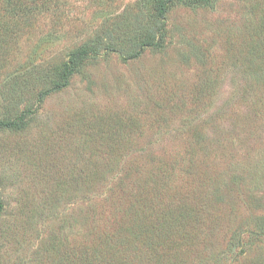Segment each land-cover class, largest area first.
<instances>
[{"label":"rangeland","instance_id":"1","mask_svg":"<svg viewBox=\"0 0 264 264\" xmlns=\"http://www.w3.org/2000/svg\"><path fill=\"white\" fill-rule=\"evenodd\" d=\"M60 1L61 22L34 19L0 72V118L9 101L2 85L19 74L28 79L15 102L19 112H31L25 129L0 130V264H80L89 230L81 218L101 203L81 202L77 181L106 178L98 191L106 196L130 161L134 170L140 162L147 171L163 165L166 191L197 192L220 207L222 224L207 240L211 254L227 247L232 228L255 229L264 215V64L248 49L264 19V0L176 4L162 49L130 58L119 46L104 49L69 87L41 100L40 92L52 88L46 74L64 68L73 50L107 26L124 33L123 13L133 9L135 18L139 8L138 0ZM153 17L147 6L145 26L152 27ZM114 147L120 148L115 161L108 155ZM111 162L118 164L113 172H82ZM136 177L118 190L130 191ZM248 239L223 264H264V239ZM196 253L160 264H214L211 254Z\"/></svg>","mask_w":264,"mask_h":264},{"label":"trees","instance_id":"2","mask_svg":"<svg viewBox=\"0 0 264 264\" xmlns=\"http://www.w3.org/2000/svg\"><path fill=\"white\" fill-rule=\"evenodd\" d=\"M1 1L3 10L0 7V72H4V61L8 58L10 49L18 47L22 38L33 31L31 22L47 16L57 20L55 25H58L65 16V10L60 0ZM211 2L212 0H138L136 4L139 8L137 6L138 13L135 18L132 16L133 9L123 13L127 26L120 31L124 33H113L107 26L94 41H86L73 50L64 68L46 74L45 79L52 88L40 92L41 100L69 87L72 77L82 73L89 62L104 49L118 51L121 48L119 52L125 50L124 53H127L129 58L139 56L146 48L162 49L168 35L167 15L176 4L194 7ZM147 6L154 8L151 28L144 23V9ZM248 50L254 60L264 64V19L256 31L255 40L252 37ZM258 67L260 64L256 67L257 71ZM21 75L13 79L8 78L9 81L2 85L1 91L9 101L0 118V130L21 131L29 125L26 118L31 112H19V102H15V97L20 99L17 93H20V89L24 91L23 87L28 79L26 75ZM119 150L120 148L116 147L109 150L108 155L113 161ZM131 163L132 161L127 164L125 177L108 186L106 196L105 193L98 194L106 178L99 175H83L78 179L77 184L81 189L80 201L101 203L98 210L91 205L89 208L93 206V209H88L81 218L83 227L89 230L85 234L86 242L79 248L80 264H130L131 258H134V261L144 259L150 264H160L161 258H174L187 251H195L197 255H202L203 252L211 254L210 249L213 247L209 246L207 240L213 227L222 224L223 214L220 207H213V202L205 200L197 192L166 191V183L163 184L166 170L161 164H153L147 171L148 169L142 166L143 163H136L135 170ZM116 164L97 163L83 167L82 172L96 167L98 171L113 172ZM132 173L137 176L136 183L132 184L130 191H119V186L125 184L124 180ZM97 222L104 224L103 228L95 229L93 223ZM109 224H112V230H105ZM241 226L231 229L224 250L211 254L214 264H223L228 255L235 252V248H244L247 237L251 242L254 241L253 238H256L257 242L264 239V215L256 222L255 229L250 227L245 230L243 224ZM253 245H249L250 249Z\"/></svg>","mask_w":264,"mask_h":264}]
</instances>
